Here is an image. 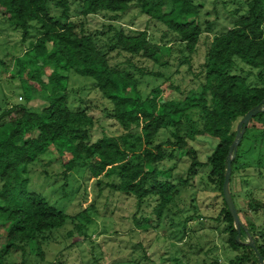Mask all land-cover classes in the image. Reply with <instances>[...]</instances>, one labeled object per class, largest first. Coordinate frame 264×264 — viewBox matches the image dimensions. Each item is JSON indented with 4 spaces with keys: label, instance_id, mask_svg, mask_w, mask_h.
<instances>
[{
    "label": "trees",
    "instance_id": "16d2710c",
    "mask_svg": "<svg viewBox=\"0 0 264 264\" xmlns=\"http://www.w3.org/2000/svg\"><path fill=\"white\" fill-rule=\"evenodd\" d=\"M164 1L82 0L81 13L119 14L131 3L139 4L192 51L201 33L199 4L195 0H169L170 8L163 9ZM47 4V0H0V16L21 31L22 41L28 37L32 21L40 23L43 30L41 37L30 42V48L24 51L25 58H16L18 70L10 72L11 78L22 72L26 75L21 80L24 102L11 105L0 114V228L5 232L4 253L24 251L29 243L38 247L39 234L62 227L68 218L42 195L26 191L23 183L11 185L21 167L52 151L57 159L67 158L65 166L69 170L86 161V170L97 179L117 176L118 188L138 202L148 196L164 201L175 188L171 181L159 178V174H169V169L158 168L165 159L179 161L187 157L190 171L209 168L208 180L217 185L222 197L219 216L228 224L229 246L241 251L229 263L260 264L258 255L264 260V246L255 243L251 228L231 194L242 222L239 240L236 239L237 231L223 198L222 184L228 149L236 136L234 124L264 100L263 0L247 1L237 22L212 36L206 53L204 84L200 90H189L177 100H161L160 96L167 95L171 88L160 86L152 88L143 98L136 89V80L129 72L110 66L107 56L95 48L91 35L78 36L70 23L52 27ZM58 6L66 15L67 0H58ZM47 42L52 50L47 48ZM115 43V48L131 56L152 57L162 49L149 42L144 30L128 34L118 31ZM236 59L259 70V84L249 85L244 76L231 73ZM48 65H52V70H45ZM68 72L91 79L110 102L115 121L123 129H134L136 136L103 135L91 141V117L70 109L66 103L63 82ZM43 76L46 81L42 80ZM44 91L47 98L42 103H30ZM190 111L198 112L200 118H190ZM263 114L264 111L256 116ZM168 128L173 130L172 134L160 138L161 131ZM245 137L246 131L231 162L229 184ZM260 138L264 142V129ZM249 235L257 250L245 243Z\"/></svg>",
    "mask_w": 264,
    "mask_h": 264
},
{
    "label": "rangeland",
    "instance_id": "374dc122",
    "mask_svg": "<svg viewBox=\"0 0 264 264\" xmlns=\"http://www.w3.org/2000/svg\"><path fill=\"white\" fill-rule=\"evenodd\" d=\"M247 1L195 0L200 6L201 33L192 51L136 3L119 14L83 15L82 0H67L63 15L58 0H47V12L52 27L70 23L78 36L91 35L95 48L107 56L108 64L129 72L136 80V89L143 98L160 86L171 88L167 95L160 96L161 100H177L189 90H200L205 82V59L212 36L231 28ZM164 2L163 9L170 8L169 0ZM6 22L0 16V114L11 105L24 102L21 80L26 75L22 72L11 78L10 72L18 70L16 58H25L30 42L43 34L40 23L32 21L30 33L22 41L21 31ZM138 30H144L149 42L162 49L146 57L131 56L115 48L118 31L128 34ZM46 46L52 50L51 43ZM45 70H52V65ZM258 72L239 59L231 69V73L244 76L249 85L259 84ZM41 78L46 81L45 76ZM63 85L69 108L91 117V141L103 135L136 136L134 129H123L115 121L110 102L91 79L68 72ZM46 98L44 91L30 103L37 105ZM188 115L200 118L196 111ZM246 129L229 192L244 214L255 243L264 246V142L260 138L264 114L256 116ZM172 131L164 129L159 136L165 138ZM66 163V157L57 159L52 151H46L33 163L21 167L13 178L12 186L23 183L26 191L42 195L68 218L62 227L39 234L38 247L29 243L24 251L4 253L5 232L0 228V264H230L240 255L241 251L229 246L228 224L219 216L222 197L217 185L208 180L209 168L190 171L187 157L179 161L165 159L158 168L169 169V174H159V178L171 181L175 188L164 201L148 196L138 202L118 188L117 176L97 179L86 170V161L70 170ZM1 189L0 182V192Z\"/></svg>",
    "mask_w": 264,
    "mask_h": 264
},
{
    "label": "water",
    "instance_id": "95a60500",
    "mask_svg": "<svg viewBox=\"0 0 264 264\" xmlns=\"http://www.w3.org/2000/svg\"><path fill=\"white\" fill-rule=\"evenodd\" d=\"M264 111V100H262L260 103L255 105L253 108L249 109L244 116L239 120V122L236 125V136L233 140L232 144L229 146L228 149V157L226 159V169L224 173V180L222 184V194L224 201L227 205L228 211L232 217L235 229L237 231L236 239L239 240L240 236V230L242 227V222L239 218V215L237 213L236 206L231 198L230 192H229V181H230V175H231V162L235 157V154L237 152L238 144L240 143L242 139V135L251 121L253 117H255L257 114ZM249 246L253 247L255 250L256 247L254 245V241L252 240V237L249 235V241L245 242ZM258 260L260 264H264V260L261 255H258Z\"/></svg>",
    "mask_w": 264,
    "mask_h": 264
}]
</instances>
